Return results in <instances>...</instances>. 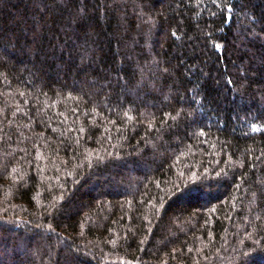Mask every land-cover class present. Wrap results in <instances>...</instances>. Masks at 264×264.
Returning a JSON list of instances; mask_svg holds the SVG:
<instances>
[{"label": "trees", "instance_id": "1", "mask_svg": "<svg viewBox=\"0 0 264 264\" xmlns=\"http://www.w3.org/2000/svg\"><path fill=\"white\" fill-rule=\"evenodd\" d=\"M0 264H264V0H0Z\"/></svg>", "mask_w": 264, "mask_h": 264}]
</instances>
